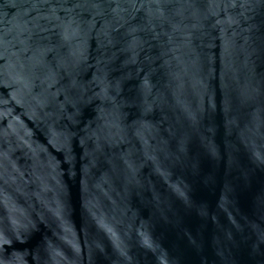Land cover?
<instances>
[{"label":"water","instance_id":"water-1","mask_svg":"<svg viewBox=\"0 0 264 264\" xmlns=\"http://www.w3.org/2000/svg\"><path fill=\"white\" fill-rule=\"evenodd\" d=\"M0 264H264V0H0Z\"/></svg>","mask_w":264,"mask_h":264}]
</instances>
